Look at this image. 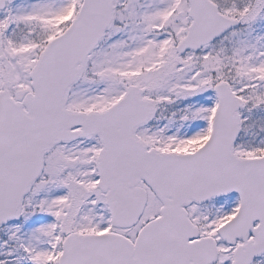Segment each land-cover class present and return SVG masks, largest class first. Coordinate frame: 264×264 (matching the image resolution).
Instances as JSON below:
<instances>
[{
    "label": "snow or ice",
    "instance_id": "snow-or-ice-1",
    "mask_svg": "<svg viewBox=\"0 0 264 264\" xmlns=\"http://www.w3.org/2000/svg\"><path fill=\"white\" fill-rule=\"evenodd\" d=\"M0 264H264V0H0Z\"/></svg>",
    "mask_w": 264,
    "mask_h": 264
}]
</instances>
